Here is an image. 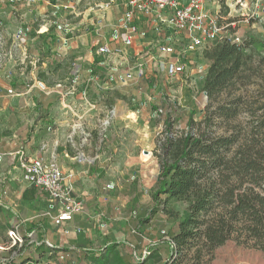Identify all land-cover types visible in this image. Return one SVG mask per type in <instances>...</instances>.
I'll return each instance as SVG.
<instances>
[{
    "label": "rangeland",
    "instance_id": "rangeland-1",
    "mask_svg": "<svg viewBox=\"0 0 264 264\" xmlns=\"http://www.w3.org/2000/svg\"><path fill=\"white\" fill-rule=\"evenodd\" d=\"M56 1L68 4L71 7L59 17L54 18L49 14L52 10L49 5L51 9L48 13L44 15L40 13L38 4L41 1L38 2L37 0L33 5H26L23 2L15 3L10 0H0L1 83L16 82V85L26 89V84L33 83L30 75L33 67L35 66L37 73H39V65L43 66L42 59L47 55L54 56L55 53L49 52L45 41L38 34L40 24L50 25L47 22L49 20H51V25L54 21L67 23L74 30L76 36H84L89 32L90 37H92L93 34L90 29L94 23H90L89 20L95 22L97 17L104 14L102 10H105V8H108V11L115 15H122L124 10V0H122V3L118 0ZM206 1H208L206 9L210 14L217 16L219 23L224 27V31L227 29L231 32V38L238 37L241 41L248 39L264 41V14H260L258 18H251L246 9L242 10L235 4V0H205V3ZM248 2H251V0H248ZM215 3H217V7ZM226 9L228 12L224 14ZM230 19L233 24L225 27ZM81 20H83V23L80 24ZM109 36L111 35H107V38ZM212 43L214 42L206 43L205 46ZM247 53L264 56V49L253 46ZM185 62L186 72L173 79L167 78L163 70L154 73L153 67L150 66L148 67L150 79L141 80L137 85L115 87L114 91L107 90L104 95L106 97L104 102H98V105L104 104L107 107V109H103L97 114L100 120L102 119L104 122H97V124L90 127L96 128V133L92 139L88 138L87 141L82 143V148H90L93 153L103 151L104 165H107L105 169L109 170L107 179L114 184L115 188L112 189L113 193L109 198L112 202L113 200L116 201L115 206H121V210L115 218H113V215H106L109 220L103 230L97 228L98 225L95 226L80 220L73 221L65 227L61 226L62 228L53 225L52 220L47 218L49 216L45 215L46 208L42 201L28 203L23 199L21 200V196H19L20 185H11L12 182L16 181L8 173L17 164L16 156L12 153L14 151H10V154L9 152L6 154L0 152L2 153V159H0V186L2 188L0 202L5 206L4 212L0 213V221L5 222L8 227L16 223L21 224L22 233L24 234L23 239L30 242L25 246L27 254L37 258L36 252L38 253V250H35V247L40 243L83 246L91 250H100L107 245H111L118 246L120 248L118 250L125 254L126 249H129L130 254V250L134 248L137 256H140L143 251H152L157 248V251L161 252V259L165 260L170 249L164 239L163 232L170 237V234L175 230V221L161 210L154 214L149 212L153 206L150 193L156 186L159 173V161L154 156V151L166 136L168 129L165 126V119L168 116H171L169 133L173 135L180 134L187 130V122L191 113H193L192 116L195 121H200L202 110L208 102L202 91V79L199 78L202 73L197 70L198 66L206 65L202 56V49L186 55ZM46 66L55 69L56 64L54 61H49ZM122 69H125V66H122ZM154 74H156L155 77ZM7 75H9L8 78ZM34 75L35 77L38 76L36 73ZM62 77L63 74L55 76L54 73V76L48 77L49 80L46 82L62 79ZM97 78L102 81L99 73ZM17 80H20V82ZM46 82L44 83L46 84ZM35 84V90L43 104L56 102L55 94H45L41 89L42 87L40 88L39 84ZM94 86L98 87L95 84ZM138 86L143 89L141 95L143 100L147 101L148 97L154 96L153 103L150 105L154 108L161 106L167 111L166 114L159 118H149L150 112L154 109L150 105L142 108L137 115L131 114L135 109V105L129 101V98L137 94L135 90ZM254 88L256 89L258 86L254 83L248 85L249 90ZM113 96H117L116 99L121 101L120 108L118 106L116 109H113L114 106L109 107L110 98ZM13 99L22 102L31 101V94L15 96ZM39 109L37 115L27 117L31 123L29 132L32 131L31 129L35 125V118L40 115H43V117L49 115L45 114L48 111L45 107ZM14 110L13 108L7 110L6 115L0 118V129L5 128L6 124L10 123L8 115ZM21 111L26 112L25 109ZM27 113L34 112L29 111ZM44 127L46 129L47 124ZM69 147L75 148V151L78 152L77 142L71 140ZM95 162L97 161H94V164ZM86 164L88 165L87 162ZM168 206L180 214L185 209V203L176 200H171ZM132 212H135L136 215L132 216ZM76 226L83 228L80 235L75 233V236L81 238V243H75V239H71L62 233L63 229L74 232ZM85 236L91 238L87 245L84 244L83 240ZM151 243H153L152 246ZM193 252L194 249L187 255L182 256L177 264H264V254L261 251L249 246L239 245L233 240L216 248L212 255L204 254L197 259ZM12 255L5 235H0V264L7 262ZM128 257L130 260H134L131 255H128ZM154 263L153 260H150L146 264ZM161 263L162 261L159 264Z\"/></svg>",
    "mask_w": 264,
    "mask_h": 264
},
{
    "label": "trees",
    "instance_id": "trees-1",
    "mask_svg": "<svg viewBox=\"0 0 264 264\" xmlns=\"http://www.w3.org/2000/svg\"><path fill=\"white\" fill-rule=\"evenodd\" d=\"M253 46L264 49V41L222 38L205 46L202 56L209 65L202 91L208 102L200 121L191 113L187 130L173 135L171 116L165 119L168 131L154 151L159 173L149 210H161L175 221L174 248L169 247L165 260L154 248L143 261L121 263L116 246L107 245L83 247L79 254L86 264H177L193 249L198 259L230 240L264 254V56L247 53ZM252 83L258 88L249 90ZM23 195L32 199L33 188ZM171 200L185 203L181 214L169 208ZM26 245L11 247L7 264H40L43 253L68 250L41 243L35 250H45L34 258Z\"/></svg>",
    "mask_w": 264,
    "mask_h": 264
},
{
    "label": "crops",
    "instance_id": "crops-1",
    "mask_svg": "<svg viewBox=\"0 0 264 264\" xmlns=\"http://www.w3.org/2000/svg\"><path fill=\"white\" fill-rule=\"evenodd\" d=\"M40 1L41 3L38 4V9L40 10V13H43V15L49 12V9H51L49 6H51L53 9L55 5L62 4L58 3L56 0H38V2ZM118 2L122 3V0H118ZM125 2L126 0L123 1V5ZM215 4V6L217 7V3ZM206 6H208V1H206L205 3V7ZM64 11L66 10H60V15H62ZM102 12L105 15L102 14L100 17H97V20L95 22L89 20L90 23H94V25L90 29L91 33L93 34L92 37H90L89 32H87L84 36H76L74 30H72L67 39V45H64V41L62 42V33L56 29L54 24H52L53 26L51 25V20L47 21L48 23H50V25L46 23L40 24V30L38 31V34L45 41L49 52L55 53L54 56L47 55L42 59L43 66L41 67V64L39 65V73H37L38 71L35 69V66L33 67L30 72V75L32 77L31 80H33V83H31L30 85L26 84V89H24L22 86L16 85V82H0V87L3 88V91L0 94V118L6 115L7 110L11 108L15 109L8 115V121L10 123H7L5 128L0 129V152L5 154L9 152L10 154V151H14L12 153L13 155H15V152L19 148L23 150V152L29 157L43 158L46 161L54 162L63 172H72L73 177L71 183L73 194L84 201L85 210L84 214L75 215L71 222L76 220L86 221L89 224H93L95 226L98 225L97 228H99L100 222H106L107 220H109L106 218V215H113V218H115V216L119 214L121 206H119L118 211L115 210V205L117 203L114 200L112 202L109 198L111 193H113V190H107L105 188V186L111 183V181L107 179L109 170L105 169L107 165H104L105 160L103 151L99 153H93L92 149L90 148L83 149L82 143L87 141L88 138L92 139V137L95 135L96 128L90 127L97 124V122L100 123L102 121V119L100 120L97 114L101 110L107 109V107L104 104L98 105V102H104V100L106 99V97H104L106 91H114L115 87H126L115 85L114 87L112 86L107 88L104 85L107 74V67L99 65L97 63V57L93 54L94 47L97 42H99L100 44L108 42V44L112 48L121 47L120 41H112L111 36L107 38V35H111L113 26L120 20L123 13L122 15H115L110 13L108 11V8H105V10H102ZM153 17L155 16H144L136 21L138 28L140 30H144L146 32V36H137L134 46L126 50L128 56L132 59H134V56L138 53V51L143 50L144 53L145 51L150 50L166 34H174L170 29L164 30L161 33L156 32L154 29ZM81 23H83V20H81L80 24ZM95 28L98 29V33L95 32ZM176 36L180 37L178 47L182 46L183 42L186 41L185 38L181 35L179 36V34H176ZM157 50L158 49L156 47L153 48V51L156 54ZM203 59L205 60L206 64L204 65L206 73L209 62L204 57ZM49 61H54V63L56 64L55 69L46 66L48 65ZM74 62H76L78 67H80L78 73L79 80L76 85V91L74 92V94H67L65 97H63L62 93L69 92V90L72 88ZM148 64L152 66L151 62H148ZM88 67H92L94 69L96 79L95 82H86V70ZM34 73L38 74V76L35 77ZM54 73L55 76L63 74L62 79L46 82L49 80L48 77L54 76ZM98 73L99 77H102V81L98 80ZM39 74H41V78H39ZM155 76L156 74H154V77ZM8 77L9 75H7V78ZM17 81L20 82V80ZM44 82H46V84ZM35 83H37V85L39 83L43 84L44 87L40 88L44 91L45 94H55L56 102H46L43 104L38 97V93L35 90ZM201 83L203 85V80ZM94 84L98 87H95ZM132 85L134 84H130L128 86ZM84 88H87L88 91V102H84L81 95V91ZM8 89H11L13 93L7 94L6 90ZM46 89L48 90L45 91ZM27 93L31 94V101L26 100L25 102H22L13 99L15 98V96H21ZM135 93H137L136 90ZM101 98L102 100H100ZM116 98L117 96H113L112 98H110L109 107L114 106L113 109H116L118 106L120 108L119 105L121 101ZM40 107H45L46 109H48L45 114L49 115L48 117H43V115H40L39 117L35 118V125L33 126V129H31L32 131L29 132L31 123L29 122L30 120L27 119V117H29V115H37V113L40 111ZM23 109H25L26 112L21 111ZM29 111H32L34 113L28 114L27 112ZM131 114H133V112H131ZM103 122L104 120L101 123ZM46 124L47 127L45 129L44 125ZM71 140L77 142L78 152L75 151V148H68ZM94 161L97 162H95L94 164ZM86 162L88 163V165L86 164ZM8 173L10 174L11 178L16 179V181L12 182L11 185H20L19 196H21V200L23 199L28 203H37L39 201H42L46 208V195L40 188L30 185L22 179V173L18 167V164L13 166L12 169L8 171ZM30 188H33L34 197L32 199H27L23 194L25 190ZM0 191L2 192L1 186ZM4 207V204L0 202V213L4 212ZM99 211L105 214L104 219H96V215ZM47 218L49 219V217ZM71 222L64 224L62 227H65L66 225L68 226V224H70ZM76 227L80 228L81 232L78 233L75 230L74 232H70L68 231V229H63L62 233L64 235H67V237L71 239H75V243H81V238L75 236V233L80 235L83 231V228L79 226ZM8 228L9 227L7 224H5V222L0 221V235H5L6 239V230ZM85 237L83 240L84 244L87 245V243L89 244L91 238L90 236ZM54 246L56 248H68V250L65 252H69L70 257L77 261V264H80L81 262L86 264V262L83 260V256L79 254L83 246L77 247L74 245L69 246L65 244ZM113 249L121 263L131 261L128 257V255L130 256L129 249L125 250L126 254L118 250L120 249L118 246ZM44 250L45 248H41L40 253L38 252L36 254L38 256H41ZM43 254L44 255H42L40 258V264H59V262H56V254H53L52 256H49L47 252ZM64 263L70 264L68 260L64 261L62 264Z\"/></svg>",
    "mask_w": 264,
    "mask_h": 264
},
{
    "label": "built area",
    "instance_id": "built-area-1",
    "mask_svg": "<svg viewBox=\"0 0 264 264\" xmlns=\"http://www.w3.org/2000/svg\"><path fill=\"white\" fill-rule=\"evenodd\" d=\"M10 1L33 5L37 0ZM235 4L242 10L246 9L247 14L251 18H258L260 14H264V0H251V2H248V0H235ZM70 7L68 4L55 5L50 15L57 18L60 16V10H67ZM144 16H155L153 17V24L156 32L161 33L164 30L170 29L174 34H166L150 50L144 53L143 50H140L134 56L135 58L132 59L128 56L126 50L134 46L137 36H146V32L140 30L136 23L137 20ZM53 24L62 33V42L64 41V45H67V39L72 32V28L67 23L54 21ZM230 24L232 25L233 23ZM95 32L98 33L97 28H95ZM176 34L185 38V44L178 47L180 37H177ZM230 36V33L224 31V27L219 23L217 16L210 14L206 9L205 0H126L123 15L113 26L111 32L112 41H120L121 47L112 48L108 42L101 44L97 42L93 54L97 57V63L99 65L107 67L106 79L104 81V85L107 88L114 87L115 85L128 86L130 84H138L141 80L150 79L148 74L150 64L148 62H151L154 73H157L158 70H163L169 79L183 75L187 70L185 62L186 55L198 49L203 50L206 43L215 42L222 38H227L236 43L241 42L238 37L231 38ZM154 47L158 49L157 54L153 51ZM130 64L131 66H129ZM122 66H125V69H122ZM79 70L80 67L74 62L72 88L69 92L62 93L63 97L67 94H74L76 91ZM197 70L202 73L199 75V78L203 80L205 75L204 66H198ZM86 74L87 83L95 82L96 79L92 67L87 68ZM39 85L42 88L44 87L42 83H39ZM2 91L3 88L0 87V94ZM136 92L137 94L129 100L135 105V109L132 111L133 115L139 114L142 108L152 104V99L155 98L154 96L148 97L145 95L148 97L147 101L149 102L145 99L143 100V96H141L143 89L140 86H138ZM6 93L12 94L13 92L11 89H8ZM87 93V88L81 91L84 102H88ZM151 107L154 108L153 106ZM166 112L161 106H156L150 112L149 118H159L166 114ZM15 156L22 173V178L28 184L40 188L46 195L47 206L45 215L49 216L54 225L61 227L71 222L75 215L84 214V201L73 194L71 183L73 177L72 172H63L54 162L46 161L43 158L29 157L21 149L15 152ZM0 159H2V153H0ZM105 188L112 190L114 184L109 183ZM115 210L118 211L119 206H116ZM135 215L136 213L132 212V216ZM104 218L105 214L99 211L96 219L100 220ZM107 222L108 220L106 222H100L99 228L103 230ZM21 227L20 223H16L10 225L6 230L9 248L14 246L19 248L24 244L30 243L27 239H23L24 234L22 233ZM75 231L79 233L81 229L76 227ZM163 233L168 246L174 248V243L171 238L165 232ZM45 244L54 246L51 243ZM150 245L152 246L153 243ZM150 253L151 250L143 251L140 256H137L134 248L130 250L132 259L137 262L143 261ZM66 260L70 264H77V261L70 257L69 252L58 251L56 253V262L62 264ZM3 264H7V262H3Z\"/></svg>",
    "mask_w": 264,
    "mask_h": 264
}]
</instances>
